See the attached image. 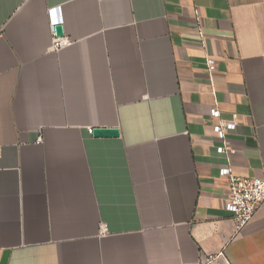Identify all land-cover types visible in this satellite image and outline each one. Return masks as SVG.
I'll use <instances>...</instances> for the list:
<instances>
[{"label": "crops", "instance_id": "1", "mask_svg": "<svg viewBox=\"0 0 264 264\" xmlns=\"http://www.w3.org/2000/svg\"><path fill=\"white\" fill-rule=\"evenodd\" d=\"M223 167L264 178V0H0V264H264Z\"/></svg>", "mask_w": 264, "mask_h": 264}, {"label": "built area", "instance_id": "2", "mask_svg": "<svg viewBox=\"0 0 264 264\" xmlns=\"http://www.w3.org/2000/svg\"><path fill=\"white\" fill-rule=\"evenodd\" d=\"M51 30V47L58 49L68 45L71 41L67 38L56 35L55 25L58 24L57 8H49ZM208 70L211 73L214 70V62L207 60ZM210 115L218 119L219 122L213 124V131L221 140V144L215 147L217 153L228 156L233 153L227 140V135L235 129L237 115L232 114L229 120H220V112L216 106L212 107ZM92 133V129H88ZM220 177L224 178V200L223 209L231 214L236 224V230L243 228L255 215L258 209L264 204V178L235 176L228 167L219 170ZM208 259H204L196 264H207Z\"/></svg>", "mask_w": 264, "mask_h": 264}, {"label": "water", "instance_id": "3", "mask_svg": "<svg viewBox=\"0 0 264 264\" xmlns=\"http://www.w3.org/2000/svg\"><path fill=\"white\" fill-rule=\"evenodd\" d=\"M55 32L56 35L58 36H62L63 32H62V27L61 25L57 24L55 25ZM118 129L116 128H95L92 129V134L96 137H112V136H117L118 135Z\"/></svg>", "mask_w": 264, "mask_h": 264}]
</instances>
